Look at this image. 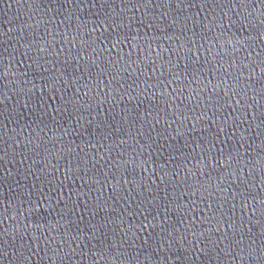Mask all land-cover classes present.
Returning <instances> with one entry per match:
<instances>
[{"label": "water", "instance_id": "95a60500", "mask_svg": "<svg viewBox=\"0 0 264 264\" xmlns=\"http://www.w3.org/2000/svg\"><path fill=\"white\" fill-rule=\"evenodd\" d=\"M0 264H264V0H0Z\"/></svg>", "mask_w": 264, "mask_h": 264}]
</instances>
